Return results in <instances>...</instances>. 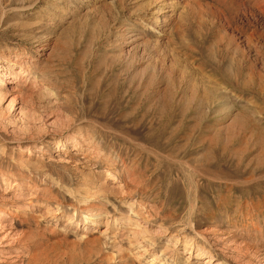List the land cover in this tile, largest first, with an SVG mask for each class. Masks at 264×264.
Listing matches in <instances>:
<instances>
[{"label":"rangeland","instance_id":"obj_1","mask_svg":"<svg viewBox=\"0 0 264 264\" xmlns=\"http://www.w3.org/2000/svg\"><path fill=\"white\" fill-rule=\"evenodd\" d=\"M39 261L264 264V0H0V264Z\"/></svg>","mask_w":264,"mask_h":264},{"label":"bare ground","instance_id":"obj_2","mask_svg":"<svg viewBox=\"0 0 264 264\" xmlns=\"http://www.w3.org/2000/svg\"><path fill=\"white\" fill-rule=\"evenodd\" d=\"M157 5H159L158 6V8H157V10H156V12H155V14H156V22H158V20L160 19L159 18V14H161L162 12H163V10L165 9V3H162V1L161 2H158L157 3ZM24 7H28V6H24ZM24 7H22V8H24ZM254 7V6H253ZM233 10V9H232ZM7 75V74H6ZM5 76V75H4ZM21 90V89H20ZM18 94V93H17ZM17 96V95H16ZM21 97V96H20ZM17 98V97H16ZM15 98V99H16ZM14 98H13V100H15ZM13 100H12V102H13ZM14 102H16V101H14ZM14 102H13V104H14ZM66 143V142H65ZM196 182V181H195ZM197 183V182H196ZM141 193V192H140ZM30 236V235H29ZM32 238V237H31ZM46 258V257H45ZM209 261V260H208ZM36 264H37V262H36ZM38 264H45L44 262H41V261H39L38 262ZM47 264V263H46Z\"/></svg>","mask_w":264,"mask_h":264}]
</instances>
